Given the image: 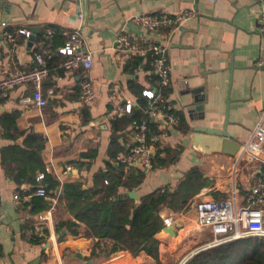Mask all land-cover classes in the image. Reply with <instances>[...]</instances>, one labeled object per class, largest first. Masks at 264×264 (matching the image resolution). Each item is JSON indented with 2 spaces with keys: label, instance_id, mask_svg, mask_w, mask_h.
Returning a JSON list of instances; mask_svg holds the SVG:
<instances>
[{
  "label": "crops",
  "instance_id": "0c3cea01",
  "mask_svg": "<svg viewBox=\"0 0 264 264\" xmlns=\"http://www.w3.org/2000/svg\"><path fill=\"white\" fill-rule=\"evenodd\" d=\"M187 11L192 15L173 34L172 29L150 30L133 20L139 14L175 16ZM263 15L264 0H0V79L35 68V50L47 44L54 51L46 57L51 67L63 57L57 49L78 27L86 47L94 52L88 71L52 64L43 80L46 106L23 101L32 95L30 83L15 86L1 100L0 117L18 111L19 131L45 137L42 159L59 185L51 199L31 195L17 206V191L33 192L40 186L25 182L18 187L9 176L1 149L15 141L3 137L0 126V264H186L212 241L211 228L197 222L196 202L231 199L246 204L248 191L264 167V154L247 146L264 117ZM2 22L16 34L15 44L3 36ZM21 29L31 35L21 34ZM120 33H127L143 50L166 44L172 34L167 86L158 84L147 51L127 53L119 47ZM88 77L94 98L84 102L82 82ZM146 88L159 89L179 121L170 126L153 118L159 135L166 132L161 147L167 148V164L145 169L144 180L133 189L138 198L133 199L140 203L154 190L173 188L192 170L205 179L204 187L182 209L161 207L163 220L174 218L175 234L165 232L164 225L156 235L158 259L144 250L133 253L117 246L111 238L86 234L79 206L71 209L63 193L65 184L81 183L88 195L97 198L100 193L94 191L109 164L126 173L129 166L142 167L117 161L136 144L137 132L132 124L114 131L111 121L128 114L119 113L120 105L130 101L138 107V94ZM196 128L227 129L241 143L240 149L235 155L205 151L192 140ZM23 138L16 143L22 144ZM86 152L88 157L82 156ZM8 166L13 169L16 163ZM39 175L38 180L43 178ZM129 191L121 187L116 198L130 197ZM34 197L43 198L48 207L37 209Z\"/></svg>",
  "mask_w": 264,
  "mask_h": 264
},
{
  "label": "trees",
  "instance_id": "16d2710c",
  "mask_svg": "<svg viewBox=\"0 0 264 264\" xmlns=\"http://www.w3.org/2000/svg\"><path fill=\"white\" fill-rule=\"evenodd\" d=\"M62 59L63 57L55 60L57 65ZM55 62L51 63V67ZM136 63L138 64V61ZM51 67L49 64V69ZM141 94H138V107L135 106L130 113L112 119V127L117 131L124 125L132 124L137 132L139 124L147 120L150 129L148 144L156 153L154 165L164 166L167 164V148H162L161 142L151 140L160 132L158 123L145 113L148 100ZM18 115L19 112L14 111L4 113L0 117L3 137L15 141L12 145L1 149L2 163L18 187L25 182L33 186H44L52 196L59 182L46 171L42 159L41 151L45 137L35 132L19 131L16 125ZM21 136H24L23 143H16ZM89 154L86 152L82 156L88 157ZM11 162L16 163L13 169L8 166ZM108 167L109 171L100 175L101 182L94 191L100 193L97 198L88 195L89 191L84 189L81 183L65 184L63 193L69 206L71 209L79 206V220L86 225V234L111 238L116 241L117 246L121 245L133 253L144 250L158 259L159 240L156 235L164 227V220L160 215L161 207L168 206L172 210L182 209L204 187L203 174L198 170H192L173 188L154 190L144 195L140 203H136L131 197L117 199L116 196L121 187L128 190L137 188L146 176L145 169L129 166L126 173L123 168L115 169L111 164ZM41 171L43 178L38 180ZM104 179H108V183H105ZM32 203L37 209L48 207L46 201L39 197H34ZM186 264H264V237L248 236L206 248L197 252Z\"/></svg>",
  "mask_w": 264,
  "mask_h": 264
},
{
  "label": "built area",
  "instance_id": "2783aa9c",
  "mask_svg": "<svg viewBox=\"0 0 264 264\" xmlns=\"http://www.w3.org/2000/svg\"><path fill=\"white\" fill-rule=\"evenodd\" d=\"M193 11H187L175 16L158 13L139 14L133 17L134 22L144 28L150 30L169 28L171 33L177 30L182 23L192 15ZM80 18L83 14L79 13ZM264 26V15H263ZM2 34L11 43L15 44L16 34L7 28V23L2 22ZM21 34L31 35V31L27 29L19 30ZM163 45H152L146 50L138 49L132 43L131 37L127 33H120L117 43L121 49L127 53H138L147 51L151 57V65L157 76L160 86H167L170 83L171 65L168 57V49L172 39ZM58 53L63 56L60 66L64 69L72 70L76 68H84L90 70L94 64V52L86 47V38L80 27L73 29L65 44L57 49ZM50 45H43L35 50L34 57L37 66L30 70L8 75L0 79V104L1 100L10 89L20 84L30 83L32 85V95L26 97L23 101L42 108L47 105L48 99L43 94V80L48 75L50 69L47 62V55L53 53ZM1 58V50H0ZM262 64V62H260ZM148 100L145 113L154 119L160 118L170 126L178 123L179 118L174 115L168 105L164 102L161 91L146 88L142 91ZM94 98V89L92 80L88 77L82 82V99L84 102H90ZM119 113H130L133 109L132 102L120 105ZM149 124L144 120L138 126L136 134V144L128 150L125 155L118 156L117 161L126 164H136L142 166L146 170L153 168L155 159V150L148 144ZM164 131L161 135L153 137V140L162 142L161 136H165ZM247 146L251 150L264 154V117L260 120L254 130V137L247 142ZM40 178L43 174L39 175ZM61 188L58 194H61ZM31 195H38L51 199L44 186L38 187L33 192H20L14 194L15 203L21 205L24 199ZM247 203L238 205L231 199H201L195 204L197 222L201 227H210L214 238L202 248H210L222 243L244 238L248 236L264 237V167L260 176L254 181L246 196ZM42 220V217H39ZM172 216L164 217V225L169 227L173 224Z\"/></svg>",
  "mask_w": 264,
  "mask_h": 264
},
{
  "label": "water",
  "instance_id": "95a60500",
  "mask_svg": "<svg viewBox=\"0 0 264 264\" xmlns=\"http://www.w3.org/2000/svg\"><path fill=\"white\" fill-rule=\"evenodd\" d=\"M262 28L261 34L264 36V26ZM262 55L264 56V41ZM262 70H264V66H262ZM192 140L197 146L203 148L205 151H223L231 155H235L241 146V143L237 138L228 132L227 129L212 130L196 128ZM127 194L134 199L138 198L135 190L129 191ZM164 230L165 232L175 234L174 226L166 227Z\"/></svg>",
  "mask_w": 264,
  "mask_h": 264
}]
</instances>
